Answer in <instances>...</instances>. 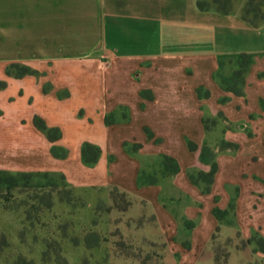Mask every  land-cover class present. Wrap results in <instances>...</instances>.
Here are the masks:
<instances>
[{"label":"crops","instance_id":"obj_1","mask_svg":"<svg viewBox=\"0 0 264 264\" xmlns=\"http://www.w3.org/2000/svg\"><path fill=\"white\" fill-rule=\"evenodd\" d=\"M199 2L0 0L7 170L62 176L90 206L111 205L121 238L161 246V264H215V242L232 239L252 246L228 264H260L264 24L242 20L244 0L227 14ZM240 56L235 95L224 84Z\"/></svg>","mask_w":264,"mask_h":264},{"label":"rangeland","instance_id":"obj_2","mask_svg":"<svg viewBox=\"0 0 264 264\" xmlns=\"http://www.w3.org/2000/svg\"><path fill=\"white\" fill-rule=\"evenodd\" d=\"M214 1L200 0L215 7ZM235 1L219 3L227 8L233 7ZM6 132L0 130V172L12 174L7 170L12 163L8 152L14 146ZM79 191H73L57 178L1 177L0 236L5 235L10 246L1 254L0 262L14 264L22 257L33 264H121L115 245L123 241L121 251L130 257L127 264H161V246L141 243L132 233L127 239L121 238L125 227L109 216L113 207L102 200L91 207L86 190ZM94 234L100 236L103 244L98 249H88L85 239L88 244H95ZM249 245L239 239L215 242L228 259L235 248L248 250ZM251 258L253 264L259 263L250 255Z\"/></svg>","mask_w":264,"mask_h":264},{"label":"trees","instance_id":"obj_3","mask_svg":"<svg viewBox=\"0 0 264 264\" xmlns=\"http://www.w3.org/2000/svg\"><path fill=\"white\" fill-rule=\"evenodd\" d=\"M237 1V0H236ZM214 6H206L202 4V2L198 3V7L201 10H208L211 8L216 9L217 11L227 14L232 11L233 7H221L219 0L214 1ZM241 18L246 23L250 24L254 28H258L261 25L264 24V0H245V4L241 10ZM250 65V58L248 56H240L238 58V70L234 73V77L228 82V84H224L228 91H231L235 95H240L241 90L240 87L243 83V77ZM231 86H228L230 85ZM99 152L97 149L93 148L92 146H86L83 149L82 155L83 159L86 163H93L96 161L97 156ZM1 177H17V178H29V179H40V178H57L61 180L66 186L65 178L62 176H56V175H34V174H10L6 172H0V178ZM210 179H212V174L210 175ZM68 187V186H67ZM111 200L113 202V205L116 209L120 211H125L129 205L130 202L128 201L125 194L121 193L117 189H114L111 192ZM95 238V244L90 245L88 244L89 241L85 239V244L88 249H94L95 247H98L102 240L99 235L94 234L93 236ZM122 244H116L115 247L117 251L119 252L118 255L123 258H130L128 255L124 254L121 251V248L124 246V242L121 241ZM249 244V243H248ZM257 244L259 245L260 249L264 252V241L258 240ZM10 246V240L6 238L5 235L0 236V259L1 254L4 252L5 249L9 248ZM59 264L58 262H56ZM0 264H2L0 262ZM14 264H33L32 262H28L26 259L19 257L17 261ZM215 264H228V258L227 254L223 253L220 249H218L215 246Z\"/></svg>","mask_w":264,"mask_h":264}]
</instances>
